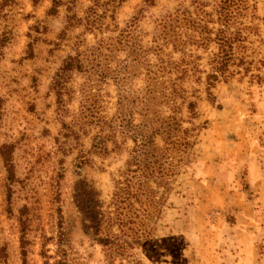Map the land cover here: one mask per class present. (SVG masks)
<instances>
[{
	"label": "rangeland",
	"instance_id": "rangeland-1",
	"mask_svg": "<svg viewBox=\"0 0 264 264\" xmlns=\"http://www.w3.org/2000/svg\"><path fill=\"white\" fill-rule=\"evenodd\" d=\"M52 1L0 0V148L11 147L14 173L9 181L0 156V264H53L60 234L69 264H264V0H247L246 16L238 20L247 28L245 39L211 89L213 104L206 76L217 45L207 29L218 28L208 22H216V0H58L50 15ZM176 11L188 22L166 28L154 51L159 21ZM128 25L146 58L121 44L111 69L128 66L127 95L145 87L147 65L161 83L157 89H179L186 97L180 116L195 143L150 238L125 239V255L109 258L84 230L74 195L84 180L99 192L102 210L112 211L132 142L116 132L106 154L91 153L94 137L110 130L88 117L98 107L100 117L116 125L120 93L113 74L98 82L72 71L58 103L52 84L68 56L116 38ZM189 101L194 116L186 111ZM158 102L169 113L171 104Z\"/></svg>",
	"mask_w": 264,
	"mask_h": 264
},
{
	"label": "trees",
	"instance_id": "trees-1",
	"mask_svg": "<svg viewBox=\"0 0 264 264\" xmlns=\"http://www.w3.org/2000/svg\"><path fill=\"white\" fill-rule=\"evenodd\" d=\"M146 1L152 2L153 0ZM58 4V0L52 1V6L48 11L50 15L55 14ZM247 9V0H216L213 9L216 22H213V19L208 22L217 24L218 28L214 32L213 29L208 30L206 26H203L204 29H207L208 34H214L212 39L207 38L217 45V52L210 59L211 73L206 76V95L212 104L214 97L211 89L214 88L219 76H226L230 65H233L236 59L234 57L236 49L245 39L242 31L247 28L243 27L241 21L238 20L246 16ZM180 15L182 14L176 11L159 21L160 34L153 37V42L157 43L154 51L159 49L158 37L161 34L166 35V28L170 30L175 28L179 22H188V19L180 18ZM189 22L194 23L190 20ZM236 24L242 27L232 31ZM131 30L132 26L128 25L126 29L119 31L116 38L107 41L99 40L86 51L68 56L56 73L52 84L58 103H61L67 75L72 71L93 74L97 77L98 82H104L107 77L113 74V80L120 93L118 115L116 116L119 122L116 125L104 121L100 117L98 107H91L88 117L89 122L107 126L110 130L106 137H94L90 147L91 153L106 154V141L112 138L116 132L125 134L132 142L125 168L120 179L115 181L110 203L112 211L102 210L99 192L84 180L76 184L74 195L75 203L83 217L84 230L90 233L93 239L104 248L109 258L113 254L120 257L125 255L129 245L125 239L145 242L150 238L152 221L158 217L168 193L172 190L171 185L183 163V156L188 154L195 143L193 130L184 127L185 122L180 116L181 106L185 104L186 97L181 91H178L179 89L173 88L168 94L157 89L161 83L156 81L155 72L150 70L147 65L144 73L146 76L145 87L138 93L133 92V94L127 95L128 66L125 65L121 71L120 69L119 71L111 69L108 62L111 61L116 46L121 44L130 45L131 48L135 46L136 51L146 58V52L141 45L131 42L133 39ZM239 64H243L242 60H239ZM123 93L126 94L123 95ZM91 96L94 97L92 94ZM176 99H181L182 103L177 104ZM158 101L171 104L169 113L161 112L157 108ZM82 108H85V105H82ZM185 108L190 115L194 116V102L189 101ZM134 114L140 117L136 122ZM0 156L6 169L7 178L12 181L14 173L11 147L3 145L0 148ZM62 244L63 235L60 234L57 241L59 249L53 264H69ZM22 253L24 255V251Z\"/></svg>",
	"mask_w": 264,
	"mask_h": 264
},
{
	"label": "crops",
	"instance_id": "crops-1",
	"mask_svg": "<svg viewBox=\"0 0 264 264\" xmlns=\"http://www.w3.org/2000/svg\"><path fill=\"white\" fill-rule=\"evenodd\" d=\"M250 170H252V171H250V174H251V172H252V174L249 176V178H250V181H252V180H251L252 177H253V178L255 177L254 166H252V168H250ZM252 175H253V176H252ZM252 183H254V182H252Z\"/></svg>",
	"mask_w": 264,
	"mask_h": 264
}]
</instances>
